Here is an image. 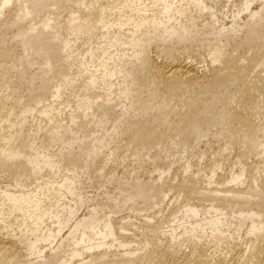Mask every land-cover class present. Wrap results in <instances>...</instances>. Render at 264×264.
<instances>
[{"label":"bare ground","instance_id":"obj_1","mask_svg":"<svg viewBox=\"0 0 264 264\" xmlns=\"http://www.w3.org/2000/svg\"><path fill=\"white\" fill-rule=\"evenodd\" d=\"M1 177L0 264H264V0H0Z\"/></svg>","mask_w":264,"mask_h":264},{"label":"rangeland","instance_id":"obj_2","mask_svg":"<svg viewBox=\"0 0 264 264\" xmlns=\"http://www.w3.org/2000/svg\"><path fill=\"white\" fill-rule=\"evenodd\" d=\"M229 14L227 13V15H225V17H224V19L227 21L229 18H230V16H228ZM193 34H195L194 36H202V37H206L207 36V32L205 31V32H203V30L202 31H196V32H194ZM238 44H240V39L239 38H237V39H234L233 41H231L230 42V46L228 47V49L230 48V49H232V48H234L235 46H238ZM247 47V46H246ZM242 48V47H241ZM241 48H237L238 50H236V51H234L233 53H236V52H240V49ZM244 48V47H243ZM70 98H72L73 99V97H71L70 96ZM71 105H73V103H69V105H67V107H66V112L67 113H69L70 112V106ZM61 107H63V105L61 106ZM36 114L37 113H34V115H32V116H36ZM63 116H65L64 114H62V117ZM31 117H29V119H30ZM14 119H17V118H15V116H14ZM13 119V120H14ZM108 125H109V123H108ZM32 127V126H31ZM33 129H34V127H33ZM33 129L31 128V131H33ZM44 132V131H43ZM41 132H39V134H40ZM47 133V135L49 134V132H46ZM89 139V138H88ZM52 139H50V141H51ZM36 145H35V147H40V149L42 148V147H46L47 146V143H49V139L47 138V140H42V139H36ZM113 143H111V145H112ZM49 146V145H48ZM199 147V146H198ZM197 147V148H198ZM55 148H57L56 146H54V149ZM134 147H130V148H123V149H118L116 152H118V156H119V158H120V156L121 155H125L126 154V156H122L124 159H131L132 158V153H133V151H134V149H133ZM53 149V150H54ZM132 149H133V151H132ZM214 149V148H213ZM213 149H210V150H208V148H206V146H202V145H200V147L198 148V150L199 151H197V149H195V150H193V152H192V150H187V151H183L182 149H174V150H171L172 152H171V154H166V157H165V155L163 154V157H164V159L165 160H167V161H171V162H173L174 160L176 161V162H178V164L179 163H185L186 161H189L190 163H192V167L193 166H195V167H193V169L194 168H196L195 170H198L199 168V170L198 171H200V172H198L199 174H202L203 176L204 175H207V174H210L211 173V166H214V161H212V160H214L213 159V157H216V156H214V153L212 152L213 151ZM108 151H109V148L107 147V148H104V152L99 156V158L98 159H103V155H104V153L105 154H107L108 153ZM153 150H151V152H152ZM107 152V153H106ZM121 153V154H120ZM168 153H170V151L168 152ZM116 155H117V153H116ZM168 155V156H167ZM233 156L235 157V160L238 158V157H236V156H238V155H234L233 154ZM122 157L120 158V160L122 159ZM117 159H118V157H116ZM175 158V159H174ZM227 157H225V159H223L224 161L223 162H221L223 165L222 166H220V168H218L216 171H218V172H226L227 173V171H228V169H229V164H226V162L228 163L229 161H228V159H226ZM255 159H257L258 157L256 156V157H254ZM253 158V159H254ZM125 160V162L124 163H129V161H131L130 162V164L134 161V160ZM172 159H174V160H172ZM230 160H232L231 162L233 163H236L235 164V166L236 167H238L239 166V164L240 163H238L237 162V160L236 161H234V158L232 157H230L229 158ZM250 159V160H249ZM248 159V161L250 162L251 160H252V158H249ZM119 160V159H118ZM127 161V162H126ZM181 161V162H180ZM210 161H212V163H209ZM137 161H134L133 163L135 164ZM138 162H141L140 164H143V172L142 171H140V169H139V171L141 172V173H144L145 174V172H148V171H153L152 172V175L154 174V176L157 174V171H155L154 170V165L153 164H149L148 162H149V159H148V156L146 155H141L140 156V158H139V160H138ZM137 162V163H138ZM124 163H122V166H123V164ZM133 163H132V165H133ZM225 163V164H224ZM130 164H128L129 166H130ZM145 164V165H144ZM175 165H177V163H174ZM211 164V165H210ZM152 165V166H151ZM207 165V166H206ZM209 165V166H208ZM225 165H226V167H225ZM146 166V167H145ZM228 166V167H227ZM222 167V168H221ZM144 168H146L145 170H148V171H145L144 170ZM210 168V169H209ZM122 168L120 167L119 168V170H121ZM118 170V171H119ZM223 170V171H222ZM226 170V171H225ZM145 171V172H144ZM117 173H119V172H117ZM206 173V174H205ZM87 174L88 173H83L82 174V177H81V182H83L82 183V185H83V188H82V195L83 196H85V198H91V199H93L94 200V202H99V201H103L104 199H103V197H104V195H105V190H103L104 188L103 187H105V186H102V185H98L95 181H96V178L95 177H93V178H95V179H92V181L93 182H91L90 183V180L88 179V176H87ZM201 175V176H202ZM132 176V175H131ZM202 176V177H203ZM7 179H5V181H4V178H0V186H1V189H3L4 187H6L8 184H9V181H6ZM12 186V185H11ZM108 188V187H107ZM105 189H106V187H105ZM103 192V193H102ZM104 194V195H103ZM97 195H99L98 196V198H95ZM101 198V199H100ZM177 199H181V196H179V198H177ZM168 199L166 198L164 201L165 202H163V204L161 203V204H158V205H156L157 207L155 208H153V209H150L149 211L148 210H144L143 212L142 211H140V212H138V211H134V210H127V211H125L124 210V212L126 213V214H129V213H127V212H132V215H134V213H136L137 214V212L139 213V214H145V213H149V214H152V212H154L155 213V215H160V212L158 211V208L160 209V211H162L163 213H164V215L167 213L168 214V212H170L168 209L170 208V203H169V201H167ZM179 200H177L176 201V203L175 204H179ZM91 202V201H90ZM93 202V201H92ZM166 203H167V206H166ZM170 205V206H169ZM169 207V208H168ZM110 209V208H109ZM162 209V210H161ZM163 210H165V212L163 211ZM134 211V212H133ZM166 211H168V212H166ZM87 213V210H86V208H82V210L80 211V214H82V215H84V214H86ZM153 213V214H154ZM115 215H117L118 217L119 216H123V215H125L124 213H123V211L122 212H120V213H118V214H115ZM131 215V214H130ZM234 220V219H233ZM46 223L48 224V221H46ZM46 227V226H45ZM4 233L6 232V233H8L9 232V234L11 233V231H9V229L7 230V231H3ZM42 246L45 248V249H47L46 251L47 252H49V246L50 245H48L47 243H43L42 244ZM6 257V258H5ZM9 257L6 255V256H4V257H2V262H4V261H6V262H8L9 261Z\"/></svg>","mask_w":264,"mask_h":264}]
</instances>
